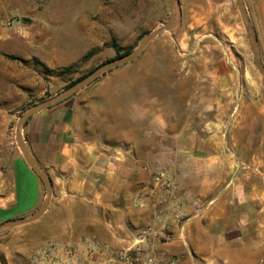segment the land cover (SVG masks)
Listing matches in <instances>:
<instances>
[{"label":"crops","instance_id":"0c3cea01","mask_svg":"<svg viewBox=\"0 0 264 264\" xmlns=\"http://www.w3.org/2000/svg\"><path fill=\"white\" fill-rule=\"evenodd\" d=\"M218 85L222 96L183 103L170 98L168 107L158 99L147 103L84 87L31 116L23 140L48 176L52 196L41 218L0 234V264H35L33 251L47 242L76 248V264H109L87 254L92 241L111 249L138 245L178 264H260L264 82L252 96L235 100L225 98L224 82ZM159 170L178 187L161 222L147 192ZM8 173L10 191L0 198V211L10 217L32 211L40 196L38 176L18 157ZM176 201L181 221L172 218ZM148 227L156 237L138 244V232Z\"/></svg>","mask_w":264,"mask_h":264},{"label":"rangeland","instance_id":"374dc122","mask_svg":"<svg viewBox=\"0 0 264 264\" xmlns=\"http://www.w3.org/2000/svg\"><path fill=\"white\" fill-rule=\"evenodd\" d=\"M241 1L264 65V0ZM177 3V24L171 33L159 34L134 61L98 76L86 90L141 96L147 103L158 99L167 107L170 98L183 103L190 97L222 96L219 81L226 87V99L252 96L264 77L254 64L251 37L236 0ZM169 16L167 0H0V198L10 191L6 178L15 159L26 164L16 140V127L25 111L59 95L72 86L69 83L102 64L129 54ZM89 52L93 54L84 58ZM67 67H71L69 73L61 72ZM228 105L231 115L234 104ZM179 107L186 112L185 105ZM202 108L196 104L195 112ZM20 133L23 137L22 129ZM38 182L37 206L21 216L0 211V224L39 210L46 189L39 178Z\"/></svg>","mask_w":264,"mask_h":264},{"label":"water","instance_id":"95a60500","mask_svg":"<svg viewBox=\"0 0 264 264\" xmlns=\"http://www.w3.org/2000/svg\"><path fill=\"white\" fill-rule=\"evenodd\" d=\"M169 8H170V16L168 20L163 23L159 28L156 30L150 32L149 34L143 36V38L140 40L138 46L131 51L129 54L125 55L122 58H119L117 60L109 61L107 63L102 64L101 66L97 67L93 72L88 74L86 77L82 78L78 82H76L71 87L67 88L65 91L61 92L59 95L47 100L43 101L41 103L35 104L32 107L28 108L24 115L20 118L18 121L17 127H16V140L19 147V150L23 156L24 161L28 165V167L38 176V178L43 182L45 189H46V198L42 206L39 208L37 212H35L30 217L25 218H18V219H9L0 224V233L14 229L16 227L27 225L32 222H35L39 218L42 217V215L46 212V209L50 203V199L52 196V185L50 183V180L48 176L45 174V172L35 163V161L31 158L29 155L25 142L23 140L22 134L20 133L21 129L23 128L25 122L33 116L35 113L40 112L42 110H45L47 108H50L52 106H55L64 100L68 99L69 97L76 94L79 90L86 87L91 81L96 79L98 76L104 74L110 69L116 68L120 65L129 63L134 61L140 53L147 47V45L159 34L163 32H172L175 24H177L176 19V7L178 5L177 0H167ZM238 9L240 11V15L242 19H244V22L248 28L250 37H251V43H252V54L254 57V64L258 70V72L264 77V65L260 62L258 58V49H257V37L254 31V28L250 22L247 10L245 6L243 5L241 0H236Z\"/></svg>","mask_w":264,"mask_h":264},{"label":"built area","instance_id":"2783aa9c","mask_svg":"<svg viewBox=\"0 0 264 264\" xmlns=\"http://www.w3.org/2000/svg\"><path fill=\"white\" fill-rule=\"evenodd\" d=\"M147 192L154 197V199L151 197L152 200L150 201V206L156 211L154 218L161 222L165 208L171 200L176 199L178 187L167 171L159 170L152 174ZM143 206V204H139V207ZM172 207H174L172 218L181 221L180 203L176 201ZM154 237H156V234L151 228L142 229L137 234V243L140 244ZM77 251L76 248L66 247L55 242H47L33 253V260L35 264H76ZM86 252L88 255L98 254L105 257L109 264L113 262H120V264H178L173 258L149 256L138 245L135 248L111 249L106 245L92 241L88 244ZM260 264H264V259L260 260Z\"/></svg>","mask_w":264,"mask_h":264},{"label":"trees","instance_id":"16d2710c","mask_svg":"<svg viewBox=\"0 0 264 264\" xmlns=\"http://www.w3.org/2000/svg\"><path fill=\"white\" fill-rule=\"evenodd\" d=\"M116 51L118 52V55H119V56L124 55V54H120L119 50H116ZM127 52H128V51L123 52V53L126 54ZM92 54H93V52H89L88 54H86V55L84 56V58H87V57H89V56L92 55ZM35 61H36V63H38L39 65H41L42 68H44L45 70H47V68H46L43 64H41L37 59H35ZM70 70H71V67H67V68H63V69L61 70V72H64V73L67 72V73H69ZM48 71H50V70H48ZM80 79H82V78H78V79H76L75 81L69 83L68 87L71 86V85H74V84H75L76 82H78Z\"/></svg>","mask_w":264,"mask_h":264}]
</instances>
